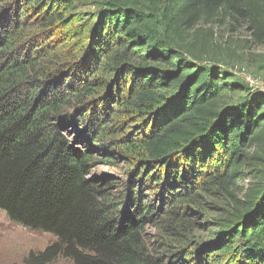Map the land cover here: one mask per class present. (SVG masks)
Wrapping results in <instances>:
<instances>
[{
	"label": "trees",
	"instance_id": "16d2710c",
	"mask_svg": "<svg viewBox=\"0 0 264 264\" xmlns=\"http://www.w3.org/2000/svg\"><path fill=\"white\" fill-rule=\"evenodd\" d=\"M79 1L0 0V210L55 236L27 264H264V94L200 36L259 34L264 0H96L74 24ZM121 159L127 181L91 174Z\"/></svg>",
	"mask_w": 264,
	"mask_h": 264
},
{
	"label": "rangeland",
	"instance_id": "374dc122",
	"mask_svg": "<svg viewBox=\"0 0 264 264\" xmlns=\"http://www.w3.org/2000/svg\"><path fill=\"white\" fill-rule=\"evenodd\" d=\"M6 2L8 0H5ZM96 0H81L76 2V12L78 13L77 24L83 16L96 10ZM2 10V7H0ZM73 24H66L63 30L70 28ZM32 27V26H31ZM203 32L200 36L208 40L209 48L202 64H209L211 57L219 59L215 62L218 67L226 70L229 74L237 76L240 80L251 88V92L264 94V30L255 34L250 22L237 17L222 20L215 26L201 24ZM209 29L213 31L210 35ZM35 31V29H33ZM244 92L233 95L234 103L240 100ZM133 164L129 159H121L117 164L103 165L96 164L91 171L92 175L112 176L116 181H127L129 175L127 169ZM260 172L264 174V160L260 164ZM129 170V169H128ZM250 179H245V185ZM243 186V183L241 184ZM114 190H119L113 186ZM220 208L214 204L206 208L202 214L199 225L190 232V238L200 243L209 242L211 232L215 230V219L220 214ZM200 216V218L202 217ZM154 232V230H151ZM55 241L52 233L30 229L17 224L7 214L0 210V264H27V259L31 254L43 251L51 242ZM51 264H71L67 259L59 257Z\"/></svg>",
	"mask_w": 264,
	"mask_h": 264
}]
</instances>
